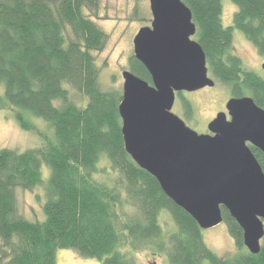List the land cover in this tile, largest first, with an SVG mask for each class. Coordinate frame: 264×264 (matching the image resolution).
Here are the masks:
<instances>
[{
    "label": "trees",
    "instance_id": "trees-1",
    "mask_svg": "<svg viewBox=\"0 0 264 264\" xmlns=\"http://www.w3.org/2000/svg\"><path fill=\"white\" fill-rule=\"evenodd\" d=\"M182 1L208 71L233 97H251L264 109V77L232 50L238 31L264 57V0H228L236 7L229 25L222 22L225 0ZM98 7L99 0H0V110L24 109L46 121L50 133L39 132L37 147L0 149V264H56L58 249L101 264H138L137 253L146 251L166 264H264V237L251 254L223 206L235 250L214 253L192 217L124 149L122 90L98 84L93 53L108 39L95 19ZM127 70L151 83L134 53ZM184 93L176 96L188 118L192 106ZM15 118L23 129H35L19 112ZM248 146L264 172V155ZM36 187L42 188L44 218L30 220L18 213L15 190Z\"/></svg>",
    "mask_w": 264,
    "mask_h": 264
},
{
    "label": "water",
    "instance_id": "water-1",
    "mask_svg": "<svg viewBox=\"0 0 264 264\" xmlns=\"http://www.w3.org/2000/svg\"><path fill=\"white\" fill-rule=\"evenodd\" d=\"M149 9L150 26L132 42L151 83L130 70L121 73L124 149L201 229L223 221V206L242 229L243 245L256 254L264 237V172L248 144L264 155V109L251 97H231L226 112L207 124L208 133L189 128L171 111L176 93L214 85L192 38L191 10L182 0H149Z\"/></svg>",
    "mask_w": 264,
    "mask_h": 264
},
{
    "label": "rangeland",
    "instance_id": "rangeland-1",
    "mask_svg": "<svg viewBox=\"0 0 264 264\" xmlns=\"http://www.w3.org/2000/svg\"><path fill=\"white\" fill-rule=\"evenodd\" d=\"M135 8L140 13L137 17L133 16ZM235 8L228 0H225L222 10L224 25L231 24ZM151 18L149 0H99L97 18L95 19L108 36L104 49L93 53L96 64L100 68L98 84L102 90H122L121 72L128 69V59L133 54V37L141 27L150 26ZM232 50L241 59L245 68L264 77V71L261 68L264 57H261L254 45L238 31L233 34ZM208 76L214 80L212 87L184 93L192 106L190 117L185 118L177 96L171 109L189 128L198 133H208L207 124L218 112H226L225 104L229 98L233 97L228 89L218 82L209 71ZM72 99L77 102L80 100V95L72 92ZM18 112L28 121L27 124L35 128L34 130H25L18 124L15 118V114ZM47 124L43 119L30 115L24 109L10 107L0 110V149L25 150L40 146L43 141L39 132L50 136ZM41 172L43 180H46L49 169L43 165ZM15 197L20 215L30 220L44 218L41 209V204L44 202L41 187L16 188ZM202 237L208 248L219 256L235 250L234 241L223 221L214 227L202 229ZM136 259L138 264H166L164 258L154 255L150 251L137 253ZM56 264L101 263L94 258H85L73 249H58Z\"/></svg>",
    "mask_w": 264,
    "mask_h": 264
},
{
    "label": "flooded vegetation",
    "instance_id": "flooded-vegetation-1",
    "mask_svg": "<svg viewBox=\"0 0 264 264\" xmlns=\"http://www.w3.org/2000/svg\"><path fill=\"white\" fill-rule=\"evenodd\" d=\"M245 37V36H244ZM245 39L247 40V38L245 37ZM264 61V60H263ZM262 64V63H261ZM226 118L229 120V116L227 115Z\"/></svg>",
    "mask_w": 264,
    "mask_h": 264
},
{
    "label": "bare ground",
    "instance_id": "bare-ground-1",
    "mask_svg": "<svg viewBox=\"0 0 264 264\" xmlns=\"http://www.w3.org/2000/svg\"><path fill=\"white\" fill-rule=\"evenodd\" d=\"M151 20H152V18H151Z\"/></svg>",
    "mask_w": 264,
    "mask_h": 264
}]
</instances>
